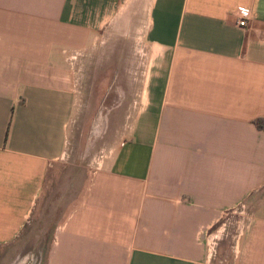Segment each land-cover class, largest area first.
Returning <instances> with one entry per match:
<instances>
[{"label": "crops", "instance_id": "crops-1", "mask_svg": "<svg viewBox=\"0 0 264 264\" xmlns=\"http://www.w3.org/2000/svg\"><path fill=\"white\" fill-rule=\"evenodd\" d=\"M125 1L0 0V243L47 242L43 264H207L205 236L236 209L229 264H264V0H151L123 137L33 234L65 153L73 60Z\"/></svg>", "mask_w": 264, "mask_h": 264}, {"label": "rangeland", "instance_id": "rangeland-1", "mask_svg": "<svg viewBox=\"0 0 264 264\" xmlns=\"http://www.w3.org/2000/svg\"><path fill=\"white\" fill-rule=\"evenodd\" d=\"M150 2L126 0L121 13L97 34L93 45L80 49L73 60L75 101L65 153L51 167L55 173L44 217L33 234L42 233V222L48 232L65 203L62 200H68L74 186L83 185L99 157L123 137L127 122L124 109L138 88L146 63L142 33ZM120 120L122 124L118 125ZM238 212L227 211L205 236L207 264H229L231 249L241 229L243 214ZM46 243H0V264H43Z\"/></svg>", "mask_w": 264, "mask_h": 264}, {"label": "built area", "instance_id": "built-area-1", "mask_svg": "<svg viewBox=\"0 0 264 264\" xmlns=\"http://www.w3.org/2000/svg\"><path fill=\"white\" fill-rule=\"evenodd\" d=\"M236 12V23L239 26L245 27L248 23L250 16V8L248 6H239L235 9Z\"/></svg>", "mask_w": 264, "mask_h": 264}, {"label": "trees", "instance_id": "trees-1", "mask_svg": "<svg viewBox=\"0 0 264 264\" xmlns=\"http://www.w3.org/2000/svg\"><path fill=\"white\" fill-rule=\"evenodd\" d=\"M254 123L257 127H264V118H256Z\"/></svg>", "mask_w": 264, "mask_h": 264}]
</instances>
